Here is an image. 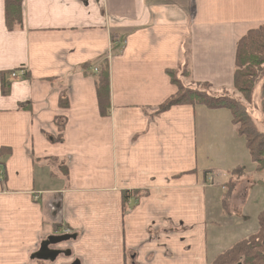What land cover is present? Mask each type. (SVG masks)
<instances>
[{
  "label": "crops",
  "instance_id": "obj_1",
  "mask_svg": "<svg viewBox=\"0 0 264 264\" xmlns=\"http://www.w3.org/2000/svg\"><path fill=\"white\" fill-rule=\"evenodd\" d=\"M22 16L8 32L0 0V264H211L219 224L257 223L264 176L255 181L231 113H154L185 60L188 84L231 92L237 44L264 26V0H22ZM104 60L103 116L94 69ZM236 170L230 205L242 214L256 202L239 226L222 203ZM125 192L140 196L124 214ZM60 236L70 237L53 247L60 256L37 260Z\"/></svg>",
  "mask_w": 264,
  "mask_h": 264
},
{
  "label": "trees",
  "instance_id": "obj_2",
  "mask_svg": "<svg viewBox=\"0 0 264 264\" xmlns=\"http://www.w3.org/2000/svg\"><path fill=\"white\" fill-rule=\"evenodd\" d=\"M4 24L8 32L20 30L23 25L22 0H4ZM186 60L184 66H186ZM183 73H190L186 67ZM177 92L160 107L154 115L167 111L174 106L201 105L208 109H225L231 113L236 132L245 140L251 162L255 166V173L264 176V132L260 131L251 112L229 97L227 92L214 95L208 90V84H194L198 89L186 87L176 78V72H168ZM95 91L98 108L101 115H106L110 107L109 98V65L104 60L98 65L95 74ZM260 82L259 106L264 113V26L249 31L237 44L235 54V68L233 74V90L239 93L245 101L251 100L252 93ZM8 92V86L2 83V94ZM60 106L66 107L64 98L60 99ZM26 107V106H25ZM24 109V105H21ZM26 109V108H25ZM3 153V152H2ZM241 171H233L229 182L224 186L226 193L222 198L223 211L229 216L228 201ZM264 181V180H263ZM264 184V183H262ZM140 192H125L123 194V213L127 211L129 198H138ZM258 230L247 239L241 240L219 255L211 264H264V209L257 217ZM41 264V262H37Z\"/></svg>",
  "mask_w": 264,
  "mask_h": 264
},
{
  "label": "rangeland",
  "instance_id": "obj_3",
  "mask_svg": "<svg viewBox=\"0 0 264 264\" xmlns=\"http://www.w3.org/2000/svg\"><path fill=\"white\" fill-rule=\"evenodd\" d=\"M187 69V71L189 72L188 68H187V65L186 66H183L179 72L176 73V78H178V80L180 81V83L186 87H191V88H194V89H198L196 88L195 86H193L194 84H188V80H189V74L188 73H183V69ZM259 90H260V82L257 83L253 93H252V97H251V100L249 101H245V99L239 94L237 93L236 91H234L233 89L231 90V92L229 91H214L212 90H208L209 92H211L212 94L214 95H219L221 94L222 92H227L228 96L233 98L235 101L239 102L240 104H242L248 112H251V115L252 117L255 119L256 123H257V126L259 128L260 131L264 132V113L261 111L260 109V106H259ZM257 177H255V181H257L258 179H261L263 180L262 178V174H256ZM237 181V180H236ZM236 184V183H235ZM231 199V198H230ZM230 199L228 201V211H229V216L230 217H227L226 220H230L231 219V222L238 225V219H240V215L242 217L246 216L249 218V215L254 213V211L256 210V202L254 201L253 199V196L249 198V201L247 203V206L244 207L242 209V214H240L241 212H238L237 210V206H233V205H230ZM220 215V212L218 213V216ZM227 216V215H225ZM254 217H252L247 225L248 229L245 230V231H239L237 228H233L232 225H221L219 224L218 228H217V232L220 230H222V238H223V242L224 243H221L218 247L219 249H221V251L219 253H222L224 252V250H228L229 247L231 245H233L234 243L242 240V239H247V236L250 235L251 233H255L256 231V227H257V223L255 222L256 221V218L254 219V221L252 222ZM225 220V219H224ZM219 222L222 223L223 222V219H219ZM226 224V222H225ZM239 226V225H238ZM255 229V230H254ZM216 239L213 237V242L214 244L216 243ZM225 244V245H224ZM226 247V248H225Z\"/></svg>",
  "mask_w": 264,
  "mask_h": 264
},
{
  "label": "water",
  "instance_id": "obj_4",
  "mask_svg": "<svg viewBox=\"0 0 264 264\" xmlns=\"http://www.w3.org/2000/svg\"><path fill=\"white\" fill-rule=\"evenodd\" d=\"M70 239L68 236L51 237L49 238L40 248L39 253L36 255L37 260H49L53 261L57 256H59V251H54L49 249L50 247L63 244Z\"/></svg>",
  "mask_w": 264,
  "mask_h": 264
},
{
  "label": "built area",
  "instance_id": "obj_5",
  "mask_svg": "<svg viewBox=\"0 0 264 264\" xmlns=\"http://www.w3.org/2000/svg\"><path fill=\"white\" fill-rule=\"evenodd\" d=\"M94 72H97V69H94ZM10 76H11L12 78H14V77H15V74L11 73ZM2 178H3V171L0 169V180H2ZM68 233H69L68 230L64 231V234H65V235H66V234L69 235Z\"/></svg>",
  "mask_w": 264,
  "mask_h": 264
},
{
  "label": "flooded vegetation",
  "instance_id": "obj_6",
  "mask_svg": "<svg viewBox=\"0 0 264 264\" xmlns=\"http://www.w3.org/2000/svg\"><path fill=\"white\" fill-rule=\"evenodd\" d=\"M54 247V246H53ZM53 247H50L49 249H51V250H54L55 251V249H53ZM59 256H60V254H59Z\"/></svg>",
  "mask_w": 264,
  "mask_h": 264
}]
</instances>
